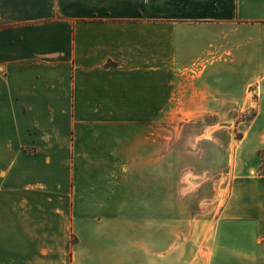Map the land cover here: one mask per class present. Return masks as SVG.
<instances>
[{
	"label": "crops",
	"instance_id": "0c3cea01",
	"mask_svg": "<svg viewBox=\"0 0 264 264\" xmlns=\"http://www.w3.org/2000/svg\"><path fill=\"white\" fill-rule=\"evenodd\" d=\"M252 108L217 215L166 221V115ZM261 150L264 0H0V264H264Z\"/></svg>",
	"mask_w": 264,
	"mask_h": 264
},
{
	"label": "rangeland",
	"instance_id": "374dc122",
	"mask_svg": "<svg viewBox=\"0 0 264 264\" xmlns=\"http://www.w3.org/2000/svg\"><path fill=\"white\" fill-rule=\"evenodd\" d=\"M254 115V108L238 113L166 115V205L159 210L166 221L217 215L230 189L237 140Z\"/></svg>",
	"mask_w": 264,
	"mask_h": 264
},
{
	"label": "trees",
	"instance_id": "16d2710c",
	"mask_svg": "<svg viewBox=\"0 0 264 264\" xmlns=\"http://www.w3.org/2000/svg\"><path fill=\"white\" fill-rule=\"evenodd\" d=\"M260 156H261L262 161L259 167V173L264 175V150L260 151Z\"/></svg>",
	"mask_w": 264,
	"mask_h": 264
}]
</instances>
